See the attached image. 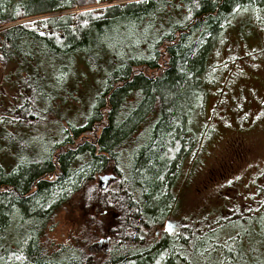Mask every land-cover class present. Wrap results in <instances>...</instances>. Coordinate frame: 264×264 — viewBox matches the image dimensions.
<instances>
[{
	"label": "trees",
	"instance_id": "trees-1",
	"mask_svg": "<svg viewBox=\"0 0 264 264\" xmlns=\"http://www.w3.org/2000/svg\"><path fill=\"white\" fill-rule=\"evenodd\" d=\"M81 1L0 0V28ZM241 14L264 25V0H141L48 17L40 23L50 32L17 23L0 30V59L18 62L21 97L0 114V127L33 130H0V264H264V182L227 214L201 210L179 234L152 236L176 212L186 138L216 85L209 53ZM77 63L81 88L94 86L82 94L79 121H50L55 132L38 134L33 124H48L50 102L74 86ZM204 125L192 139L196 161L211 137ZM108 174L117 181L100 190L96 179ZM78 194L95 218L116 215V228L103 231L111 254L101 262L82 249L48 255L41 247L49 223Z\"/></svg>",
	"mask_w": 264,
	"mask_h": 264
},
{
	"label": "rangeland",
	"instance_id": "rangeland-1",
	"mask_svg": "<svg viewBox=\"0 0 264 264\" xmlns=\"http://www.w3.org/2000/svg\"><path fill=\"white\" fill-rule=\"evenodd\" d=\"M133 1L141 0L116 2L100 0L98 4L96 0H83L73 10L21 18L13 24L30 27L35 25L44 32H50L40 23L48 17L68 15L89 8L123 5ZM13 24L6 25L0 30ZM233 24L234 26L209 53L208 73L216 81V85L208 89L202 98V106L197 107L193 132L186 138L188 143L191 142V146L187 143L184 150L188 157L177 167L178 177L174 191L178 196V210L167 217L172 223L169 224L168 230L166 219L163 226L152 231V236L157 239L162 232L169 236L179 234L187 222L186 219L192 220L191 216L200 213L201 210L207 215L214 210L212 214L214 218L220 210L222 215L231 212L236 205H243L240 202L255 197V186L264 182V25L251 26L249 16L243 14L236 16ZM9 64L0 59L1 115L9 112L13 105L21 101V97L16 93L17 87L14 86L16 75L18 76L15 71L18 62ZM82 65L77 63L73 66L76 75L74 79L72 78L73 82L76 79L74 86L59 90L56 100L50 102L44 122L48 124L46 126L37 122L33 124L39 128L38 134L45 136L55 132L52 126L47 131L51 125L50 121L65 124L66 119L72 118L76 121L79 118L82 99L86 97L82 94L90 96L94 88L87 86L86 90L82 89L81 83L77 81L84 73ZM148 74L153 75L157 72L150 71ZM75 88L78 92L75 90L70 93ZM64 108L67 111H64ZM12 119L18 121L20 117L15 119L12 116ZM202 125L212 131L210 134L207 133V137L211 136L210 139L203 145L199 144L196 161L192 156V139L201 134ZM0 130L13 133L15 136L18 133L16 131H19L15 130L12 124L5 129L0 127ZM20 132L19 136L28 137L33 130ZM18 139L19 137H14L11 140L12 144L19 145ZM2 148L4 146L0 144V149ZM96 183L99 188L97 179ZM85 200L86 197L80 194L71 197L68 205L49 223L41 238V247L48 255L59 252L61 247H72L82 249L98 262L109 257L111 237H107L103 231L116 228V215L110 213L109 216L107 213L97 219L85 206Z\"/></svg>",
	"mask_w": 264,
	"mask_h": 264
},
{
	"label": "water",
	"instance_id": "water-1",
	"mask_svg": "<svg viewBox=\"0 0 264 264\" xmlns=\"http://www.w3.org/2000/svg\"><path fill=\"white\" fill-rule=\"evenodd\" d=\"M100 0H96V3L98 4ZM117 181V177L114 174H108V175H103L99 176L97 178V182L100 184L99 189L100 190H105L107 187H109L112 183H115ZM172 225L170 219L166 220V229L168 230V226Z\"/></svg>",
	"mask_w": 264,
	"mask_h": 264
}]
</instances>
